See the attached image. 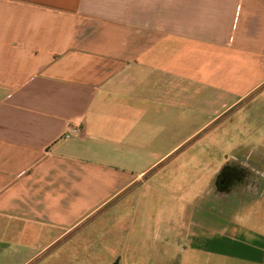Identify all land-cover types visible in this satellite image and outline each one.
Segmentation results:
<instances>
[{
  "label": "crops",
  "instance_id": "0c3cea01",
  "mask_svg": "<svg viewBox=\"0 0 264 264\" xmlns=\"http://www.w3.org/2000/svg\"><path fill=\"white\" fill-rule=\"evenodd\" d=\"M219 129L264 143V0H0V264H264Z\"/></svg>",
  "mask_w": 264,
  "mask_h": 264
},
{
  "label": "rangeland",
  "instance_id": "374dc122",
  "mask_svg": "<svg viewBox=\"0 0 264 264\" xmlns=\"http://www.w3.org/2000/svg\"><path fill=\"white\" fill-rule=\"evenodd\" d=\"M250 105L254 107L253 102ZM226 130L219 129L218 140H220V143L218 145L212 146L211 144L203 143L202 146H197L195 150L188 147V157L192 159H187L186 165L190 169L195 162L203 163L204 165L212 164L215 170L218 169L217 175L213 171V174H215L211 178L210 176L208 177V184H212V186L221 178L222 171L234 169L236 174L233 185L230 187L218 185V192H207L204 194L207 196L206 199L211 202L216 200V198L219 200L220 225L226 223L228 218H234L236 220L242 219L246 222L248 220V224L257 227L261 222H264V159L258 158L260 151L262 154L264 153V143L235 144L234 151L231 154H227L226 144L223 143L227 135ZM245 130L243 128H234L231 129V132L233 131L237 136V133L242 134ZM251 131H255V128H250ZM234 140H237V137ZM194 154H197L200 159L195 160L193 158ZM210 154L213 159L209 158ZM214 155L215 157L219 156L218 160L214 159ZM212 195L213 197L215 196L213 199H211Z\"/></svg>",
  "mask_w": 264,
  "mask_h": 264
},
{
  "label": "flooded vegetation",
  "instance_id": "af4514ba",
  "mask_svg": "<svg viewBox=\"0 0 264 264\" xmlns=\"http://www.w3.org/2000/svg\"><path fill=\"white\" fill-rule=\"evenodd\" d=\"M235 174L236 173H235L234 169L222 171V173L220 175L221 178L218 180V185L230 187L231 185L234 184Z\"/></svg>",
  "mask_w": 264,
  "mask_h": 264
},
{
  "label": "built area",
  "instance_id": "2783aa9c",
  "mask_svg": "<svg viewBox=\"0 0 264 264\" xmlns=\"http://www.w3.org/2000/svg\"><path fill=\"white\" fill-rule=\"evenodd\" d=\"M75 132H76L75 129H70L69 132H68V134H67V136H69V135H71V134H73V133H75Z\"/></svg>",
  "mask_w": 264,
  "mask_h": 264
}]
</instances>
